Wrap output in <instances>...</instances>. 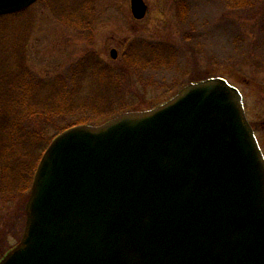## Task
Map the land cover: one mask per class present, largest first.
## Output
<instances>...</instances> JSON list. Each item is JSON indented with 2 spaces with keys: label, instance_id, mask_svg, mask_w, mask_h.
<instances>
[{
  "label": "water",
  "instance_id": "95a60500",
  "mask_svg": "<svg viewBox=\"0 0 264 264\" xmlns=\"http://www.w3.org/2000/svg\"><path fill=\"white\" fill-rule=\"evenodd\" d=\"M36 1L0 0V14ZM0 264H264V153L240 89L210 76L61 131Z\"/></svg>",
  "mask_w": 264,
  "mask_h": 264
},
{
  "label": "rangeland",
  "instance_id": "374dc122",
  "mask_svg": "<svg viewBox=\"0 0 264 264\" xmlns=\"http://www.w3.org/2000/svg\"><path fill=\"white\" fill-rule=\"evenodd\" d=\"M186 1L145 0L147 13L138 19L133 15L131 0H37L21 11L0 17V45L4 47L0 51L3 56L6 52L13 55L22 48L11 66L21 60L46 82L59 76L65 79L77 63L81 67L93 66L96 61L107 64L122 76L118 86H112L118 87L117 95L122 96L116 101L128 98L147 103L141 106L144 108L166 101L190 81L225 77L241 90L247 117L264 151V33L260 31L264 0H249L247 5L235 8L228 0ZM142 40L166 45L171 53L167 64L129 67L126 51L132 48L139 54ZM113 48L118 52L115 58L111 55ZM96 81L92 76L81 77L83 98ZM105 90L102 87L95 94L101 96ZM46 92L37 96L46 98ZM92 117L77 111L45 123L30 122L34 128L43 123V135L49 139ZM41 149L37 144L31 150L17 152L14 177L33 169ZM26 180V176L16 179L13 186L4 188L7 196L0 199V259L20 241L24 231L29 193Z\"/></svg>",
  "mask_w": 264,
  "mask_h": 264
},
{
  "label": "trees",
  "instance_id": "16d2710c",
  "mask_svg": "<svg viewBox=\"0 0 264 264\" xmlns=\"http://www.w3.org/2000/svg\"><path fill=\"white\" fill-rule=\"evenodd\" d=\"M187 3L186 0H182ZM230 7L245 6L249 0H228ZM90 4V3H89ZM88 4V6H89ZM87 6V7H88ZM11 15V14H9ZM7 16V15H5ZM4 17V15H0ZM264 33V22L260 29ZM262 42L264 41V36ZM0 47H3L0 45ZM132 47V46H131ZM130 47V48H131ZM144 48V49H143ZM4 49V47H3ZM0 51V156L2 159L3 175L0 178V199H4V188L13 186L16 179L27 177L25 185L28 192L30 191L33 177L38 163L45 151L47 145L53 139L43 135L42 124L61 115L73 114L74 112H88L93 114L92 118H85L81 121L93 123L99 119H108L125 110L142 109L139 101L122 99L117 95L118 77L107 64L94 62L93 66L89 64L81 67L79 63L70 67L69 75L52 78L46 82L45 79L39 78L36 74L31 73L26 65L17 60L16 66H11L14 58H17L23 51H15L13 55L6 52L3 56ZM139 54H135L132 48L126 51L128 53L127 64L130 66L145 64L166 65L170 60V50L166 45L160 42H151L142 40L138 48ZM126 62V59H125ZM83 76L97 79V83L87 90L88 96L82 97L83 85L80 79ZM118 86V85H117ZM102 87L106 88V93L102 92L101 96L95 94ZM111 90L109 94L108 91ZM43 91L49 93L46 98H40L37 95ZM87 116V115H86ZM41 122L38 128H34L31 122ZM75 122V123H79ZM83 123V122H82ZM73 124V123H72ZM70 124V125H72ZM69 125V126H70ZM44 139V142L42 141ZM43 142V143H41ZM42 146L40 157L37 164L29 172H20L15 176L14 158L17 152L31 150L35 145ZM17 159V158H16ZM19 163L21 162L18 160ZM24 162V160H22ZM22 162V163H23ZM1 167V165H0ZM29 196V193H28ZM27 196V198H28Z\"/></svg>",
  "mask_w": 264,
  "mask_h": 264
}]
</instances>
